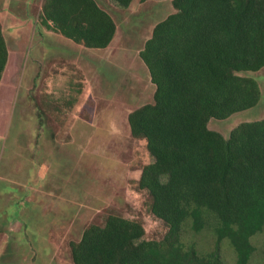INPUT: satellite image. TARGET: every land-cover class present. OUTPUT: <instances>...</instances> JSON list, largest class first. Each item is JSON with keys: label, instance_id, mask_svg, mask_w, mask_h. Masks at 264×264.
<instances>
[{"label": "trees", "instance_id": "16d2710c", "mask_svg": "<svg viewBox=\"0 0 264 264\" xmlns=\"http://www.w3.org/2000/svg\"><path fill=\"white\" fill-rule=\"evenodd\" d=\"M112 1L127 8L133 0ZM171 3L175 11L138 52L154 85L152 101L127 114L130 135L145 141L152 158L136 188L166 231L146 239L141 220L108 213L69 241L73 264H230L221 254L224 239L233 264H248L250 239L264 228V116L238 123L227 137L207 126L260 99L257 80L239 73L264 67V0ZM37 19L86 48L107 47L117 30L96 0H42ZM8 54L0 24V79ZM186 226L212 232V247L185 244Z\"/></svg>", "mask_w": 264, "mask_h": 264}, {"label": "rangeland", "instance_id": "374dc122", "mask_svg": "<svg viewBox=\"0 0 264 264\" xmlns=\"http://www.w3.org/2000/svg\"><path fill=\"white\" fill-rule=\"evenodd\" d=\"M96 1L117 27L101 49L40 25L42 0H0L9 49L0 79V264H73L69 241L108 213L141 220L146 239L166 231L149 211L147 193L136 188L152 158L145 141L130 135L127 114L152 101L154 85L138 52L175 9L171 0H133L127 8ZM239 74L254 77L261 96L251 108L209 119L207 126L224 137L264 116V67ZM182 239L201 251L213 244L212 232L187 226ZM250 240L248 264H264V228ZM221 251L233 264L227 239Z\"/></svg>", "mask_w": 264, "mask_h": 264}, {"label": "crops", "instance_id": "0c3cea01", "mask_svg": "<svg viewBox=\"0 0 264 264\" xmlns=\"http://www.w3.org/2000/svg\"><path fill=\"white\" fill-rule=\"evenodd\" d=\"M97 3L100 5V3L97 1ZM101 6V5H100ZM102 7V6H101ZM117 32V31H116ZM115 35H116V33H115ZM62 36V35H61ZM114 38V37H113ZM69 41H71L70 39H69ZM72 43H75V42H73V41H71ZM111 43V42H110ZM109 43V44H110ZM75 44H77V43H75ZM77 45H80V46H82V47H84L83 45H81V44H77ZM84 48H86V47H84ZM106 48V47H105ZM94 49V48H93ZM96 49V48H95Z\"/></svg>", "mask_w": 264, "mask_h": 264}]
</instances>
